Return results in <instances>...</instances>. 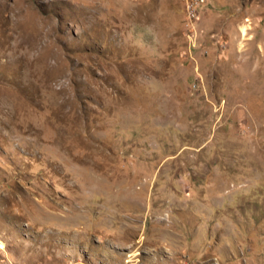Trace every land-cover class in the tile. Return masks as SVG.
Instances as JSON below:
<instances>
[{
  "label": "rangeland",
  "instance_id": "obj_1",
  "mask_svg": "<svg viewBox=\"0 0 264 264\" xmlns=\"http://www.w3.org/2000/svg\"><path fill=\"white\" fill-rule=\"evenodd\" d=\"M0 0V264H264V0Z\"/></svg>",
  "mask_w": 264,
  "mask_h": 264
},
{
  "label": "built area",
  "instance_id": "obj_2",
  "mask_svg": "<svg viewBox=\"0 0 264 264\" xmlns=\"http://www.w3.org/2000/svg\"><path fill=\"white\" fill-rule=\"evenodd\" d=\"M213 0H185L189 19L198 17L199 10L209 5Z\"/></svg>",
  "mask_w": 264,
  "mask_h": 264
}]
</instances>
